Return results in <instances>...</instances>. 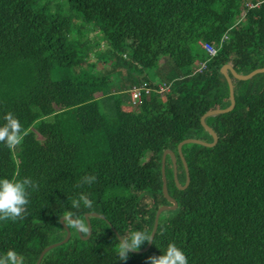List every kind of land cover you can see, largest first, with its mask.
<instances>
[{
	"label": "trees",
	"instance_id": "obj_1",
	"mask_svg": "<svg viewBox=\"0 0 264 264\" xmlns=\"http://www.w3.org/2000/svg\"><path fill=\"white\" fill-rule=\"evenodd\" d=\"M258 1L67 0L51 11L46 0H0V116L13 112L24 132L15 149L0 145V176L36 184L22 216L0 221V255L14 249L34 264L64 238L61 217L87 230L84 214L96 212L86 239L64 220L69 239L39 264H145L170 241L187 264H264V72L232 76L234 108L206 118L214 146H182L186 188L167 155L177 207L160 214L151 247L119 260L112 230L150 234L157 209L172 204L162 154L175 151L184 185L178 144L212 141L201 116L230 104L221 68H264V2L247 7ZM201 43L217 54L195 71L208 59ZM143 81L172 84L133 105L129 89ZM85 175L96 179L82 184ZM81 194L92 206L72 209Z\"/></svg>",
	"mask_w": 264,
	"mask_h": 264
},
{
	"label": "clouds",
	"instance_id": "obj_2",
	"mask_svg": "<svg viewBox=\"0 0 264 264\" xmlns=\"http://www.w3.org/2000/svg\"><path fill=\"white\" fill-rule=\"evenodd\" d=\"M23 135V125L13 112L7 111L0 116V145L15 149L22 142ZM95 179L94 175H85L81 178V183L91 184ZM35 188V182L28 178L0 176V221L20 218L28 203L29 190ZM91 206L92 200L83 194L71 200V208L74 210ZM74 227L79 231H86L84 223L79 218ZM150 238L152 237L147 231L139 229H132L120 235L116 245L118 259H126L130 250H137ZM0 264H24V258L16 250L7 249L0 255ZM145 264H187V257L175 242L170 241L166 243L163 251L146 257Z\"/></svg>",
	"mask_w": 264,
	"mask_h": 264
},
{
	"label": "water",
	"instance_id": "obj_3",
	"mask_svg": "<svg viewBox=\"0 0 264 264\" xmlns=\"http://www.w3.org/2000/svg\"><path fill=\"white\" fill-rule=\"evenodd\" d=\"M221 72L223 73V75L225 76V78H226V80L228 82L229 93H230V104L227 107H224V108H214V109H210V110H208L207 112H205L201 116V124L212 135L213 140L212 141H205V140L198 139V138H186V139L182 140L178 144V146H177L178 154H179L181 160L183 161L184 167L186 169V176H187V178H186V182H185L184 185H181L180 182H179V180H178V175H177V156H176L175 151L172 150V149H166V150H164V152L162 154V168H161L162 169V178H163L162 191H163V194L165 195V197L167 198V200L170 201L172 204H165V205L160 206L157 209L156 215H155L154 226H153V229H152V231L150 233V235H151L152 238H150L148 240V243L146 244L145 247H143L141 249H137V250H130L131 252H134V253H142V252L147 251L151 247V244H152L154 235H155V233L157 231L160 214L164 210H167V209H175L177 207V201H176V199L169 194L168 189H167V178H166V174H165V166H166V158H167V155L170 156L171 161H172V164H173L174 180H175L177 186L179 188H182V189L186 188L188 186L189 182H190V176H189V171H188V167H187V164H186V160H185L184 155H183L182 146L184 144H186V143H198V144H201V145H204V146H214L217 143V141H218V135H217L216 131L211 126H209L206 123V118L209 117V116H213V115L220 114V113L229 112V111H231L234 108L235 103H236V100H235V93H234V85H233L232 76L235 77V78H237V79H240V80H247V79L252 78L257 73L264 72V68H256V69L252 70L251 72H249L247 74H244V73L237 72L235 70V68H233L231 65L228 64V65H225L223 68H221ZM90 216H93V217H101L96 212H89V213H85L84 214L85 221H86V225H87L86 234L83 236L82 233H81V231H79L76 228L79 236L82 239L88 238V236L91 233V225H90V221H89V217ZM64 220H69L74 225H76V220L73 217H71V216H63V217H61L60 218V223L62 224V226L64 227V229L66 231L64 238L61 239L60 241L51 243V244L47 245L46 247H44L41 250V252L39 253V255L37 257V260L35 261L34 264H39L41 258L46 253V251H48L49 249H51V248H53V247H55L57 245H60V244L65 243L69 239V237H70V230L67 227V225L64 223ZM112 230L115 233V235L117 236V238L119 239L120 235L117 233V231L113 227H112Z\"/></svg>",
	"mask_w": 264,
	"mask_h": 264
},
{
	"label": "built area",
	"instance_id": "obj_4",
	"mask_svg": "<svg viewBox=\"0 0 264 264\" xmlns=\"http://www.w3.org/2000/svg\"><path fill=\"white\" fill-rule=\"evenodd\" d=\"M264 2V0H259L256 4H247L248 8H253L258 6L260 3ZM202 50L207 54L208 59L205 62L198 63V68H196L195 71H202L204 68H206V64L210 59L216 56L217 54V48H215L213 45L209 43H201ZM171 82H159L157 86H152L150 83L143 81L139 85H134L129 89V97L132 101L133 105H136L143 96H149L151 93L156 92L158 94H164L170 90Z\"/></svg>",
	"mask_w": 264,
	"mask_h": 264
},
{
	"label": "rangeland",
	"instance_id": "obj_5",
	"mask_svg": "<svg viewBox=\"0 0 264 264\" xmlns=\"http://www.w3.org/2000/svg\"><path fill=\"white\" fill-rule=\"evenodd\" d=\"M46 1L51 3V6H50V10L51 11H53L55 7L56 8L58 7L61 11H63V10L66 9V6L68 5L67 0H46ZM90 61H93V59L90 58L89 62ZM163 99L164 98L161 97V100H163ZM103 109H107V108L103 107ZM124 109L130 110L129 107L128 108H124Z\"/></svg>",
	"mask_w": 264,
	"mask_h": 264
}]
</instances>
